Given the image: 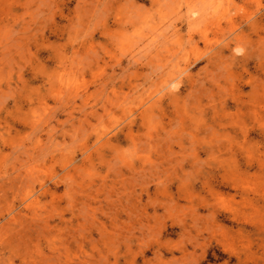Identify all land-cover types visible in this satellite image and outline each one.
Instances as JSON below:
<instances>
[{
    "label": "rangeland",
    "instance_id": "1",
    "mask_svg": "<svg viewBox=\"0 0 264 264\" xmlns=\"http://www.w3.org/2000/svg\"><path fill=\"white\" fill-rule=\"evenodd\" d=\"M0 264H264V0H0Z\"/></svg>",
    "mask_w": 264,
    "mask_h": 264
},
{
    "label": "bare ground",
    "instance_id": "2",
    "mask_svg": "<svg viewBox=\"0 0 264 264\" xmlns=\"http://www.w3.org/2000/svg\"><path fill=\"white\" fill-rule=\"evenodd\" d=\"M206 4H207V3H206ZM213 4H214V3H213ZM213 6H214V5H213ZM210 8H211V7H210ZM191 15H192V14H191ZM188 20H189V19H188ZM153 37H154V36H153ZM153 37H152V38H153ZM151 40H153V39H151Z\"/></svg>",
    "mask_w": 264,
    "mask_h": 264
}]
</instances>
